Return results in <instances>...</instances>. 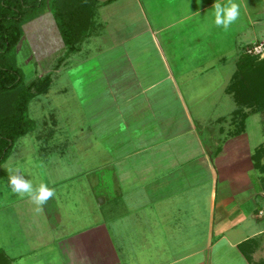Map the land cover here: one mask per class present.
<instances>
[{
  "label": "crops",
  "instance_id": "obj_1",
  "mask_svg": "<svg viewBox=\"0 0 264 264\" xmlns=\"http://www.w3.org/2000/svg\"><path fill=\"white\" fill-rule=\"evenodd\" d=\"M231 2L240 5L243 26L264 25V18L252 17L245 0H79L74 10L93 13L81 48L62 58L59 67L43 68L38 78L50 75L51 88L63 76L68 78L69 89L60 92H75L84 116L68 131L59 128L65 123H54L46 131L45 145H35L42 161L37 159V165L50 173L39 181L50 189L76 182L80 173L61 184L49 180L62 167L56 158H68L78 148L90 159L105 156L98 168L89 169L85 163L87 172L100 173L99 190L108 186L119 196L124 188L143 190L141 196L110 198L123 205L131 198L140 200V206L147 204L143 210L150 209V241L139 237L148 247L150 264H264V157L258 156L262 145L252 148L246 123L244 130L232 131L235 113H225L229 100L220 104L213 94L233 97L229 89L245 49L264 43L256 32L238 55L243 47L237 29L241 21L227 30L214 24V4ZM34 31L45 46L44 59L63 49L51 16L37 20ZM220 105L227 117L212 112ZM33 151L25 147L19 154L24 159ZM7 160L0 166V177L11 165ZM73 164L83 166L75 159ZM56 197L42 205L29 201L28 211L45 230L37 241L23 238L25 248L17 254L12 253L13 242L4 244L13 264L140 262L139 257L128 260V242L117 249L99 215L90 225L69 229L67 221L76 220L82 205ZM8 200L0 202V211L7 209ZM95 203L83 207L87 204L97 212ZM21 215L10 219L2 214V221L13 231L10 223L18 224ZM128 215L139 219L138 211Z\"/></svg>",
  "mask_w": 264,
  "mask_h": 264
},
{
  "label": "rangeland",
  "instance_id": "obj_2",
  "mask_svg": "<svg viewBox=\"0 0 264 264\" xmlns=\"http://www.w3.org/2000/svg\"><path fill=\"white\" fill-rule=\"evenodd\" d=\"M246 5L250 9V13L252 14V17L254 19H262L264 18V3L263 0H245ZM50 10H46L45 13L49 12ZM50 16V15H49ZM239 22L241 21L238 17ZM235 23V22H234ZM34 25L35 22L30 23L28 26H26V38L24 37L17 47V52L13 57L15 60V66L20 71L22 79L24 83L29 84L32 81H37L39 76L42 72H44L43 68L46 71H49L52 68V65H59L62 58H67V56H70L71 54L68 53V50L63 47L60 51L56 50L51 52V54H48L49 56L44 59L41 56L43 53V50L45 49V46L41 45V40L38 39V37L35 38V31H34ZM242 26V27H241ZM253 26V24H252ZM239 28V31H242V36L239 38L242 40V48H238V55L241 54L244 49L245 44L247 45L249 42L253 41L256 32L259 37V40L261 42H264V25L257 24V29L253 27H245L241 23L237 26ZM38 36V34H37ZM257 46H263L264 49V43H252L251 46H248L245 51H248L253 49ZM43 47V48H42ZM81 48V45L78 47ZM67 51V52H66ZM247 51V52H248ZM255 51V50H254ZM77 53V52H75ZM76 55V54H75ZM66 56V57H65ZM250 57L258 56L261 60L264 59V52L260 55H247ZM71 67L69 65L66 70ZM65 70V71H66ZM72 70V69H71ZM71 70H68V72H71ZM237 72V67H236ZM67 80L65 76L63 78H60L58 83H55L54 86H52L50 93L48 96H41L40 98L37 97L34 100L29 107L28 111V120H29V130H31L27 136L19 139L14 148L11 150V152L8 155V164L11 163V165H8L9 167L8 172H4V177H0V202L4 198L8 200L7 209L5 208L3 211H0V253L3 254L5 257H7V254L2 247L4 244L6 245L7 242H13L12 247V253L17 254L19 250H24L25 243L23 238H25L27 241L31 242L33 239L36 241L38 240V235H40L45 229L42 222H39L37 219H35V214L33 212H29L28 210L30 207L29 201H32V199L29 197L25 200V203H18V199L28 197L27 195L21 196L19 194L14 193L10 186H9V177L11 175H19L22 176L25 180H29L33 184V188H38L42 182L46 181L45 175L50 176V173H48V167L42 168L41 166L37 165V159L39 160L41 157H36V150L35 145L39 148H42L45 145V134L46 131L53 127L54 123L58 124H66L59 126L62 130H69L70 125L78 126L79 123H81L84 119L82 109L80 105L77 103L76 100L77 97L74 95L75 92L67 91L68 93H62L60 92L62 89L67 88L69 89L67 85ZM218 96V99L220 104L223 103V101L229 100V105L227 109L225 110V113H230V115L233 116V113L239 110V107L237 106L235 100L233 97L228 96L224 99L225 95L223 93H213ZM81 97V94H78ZM41 100V101H39ZM81 103V98L79 99ZM226 101V102H227ZM42 103V105H38L39 103ZM211 109V107H210ZM209 109V110H210ZM245 113L249 112L247 109H244ZM213 113H221V116L227 115L222 113V107L220 105L219 109H212ZM232 112V113H231ZM234 123L235 127H232V131L234 132L235 129L238 128V124H241L240 122L243 120L241 116H235L234 115ZM239 121V122H238ZM238 123V124H237ZM246 134H248L252 148L256 145H262L261 150H264V114L259 113L255 115H250L246 122ZM234 126V125H233ZM27 147L29 150L34 148V151L32 153H26L23 157H21V154H19V151H21L22 148ZM260 151V148L259 150ZM27 152V151H25ZM258 152L254 151V156H256ZM262 153V152H261ZM264 155V154H263ZM32 156V157H31ZM257 157V156H256ZM77 162V160L82 161L83 166H85V163H88L90 166L89 169L98 168L100 166L101 162L106 161L105 156H98L94 155L91 157L86 156L85 153H82L80 148L77 149V151H73L71 154H68V158L64 157L60 159V157L56 158L58 161L56 165L62 166L61 168H57L58 174H54L51 176L50 181H58L60 183L61 181L67 180V177H70L69 175H77L79 178L74 179L76 182L69 181L66 182L63 186L52 188L55 192V196L59 194L60 198L62 197L65 202H71V200L76 201L77 203H80L82 205L81 211H79L78 216L76 217V220H70L67 221V226L69 229H72V225H75L76 227H83L85 225H90L92 221L95 220V215H99V219L103 220V223L106 224V227L109 229V234L111 237L112 242L117 247V249H120L121 243L124 245L125 241L128 242V250L131 252L129 254L128 260H137V258H141L140 262L138 264H146L147 262L150 264V252H148V247L141 244V241L143 240L142 237L139 236H148L147 238L150 241V228H148L147 222L150 224V220L148 219L150 217V209H145L146 205L143 204L140 206L141 201L137 202L136 200H133L132 198L128 201L129 205V211L127 213L128 206L123 205L122 203H117L115 200L112 201L111 198L119 199L124 198L128 199L129 197H135L138 196L143 190L140 189H134L132 187L121 189V193L123 195L119 196L117 193L114 192L113 189L108 188V186L104 187L103 189L99 190L100 183L98 182V176H100L99 172L92 171V174H89L88 168L85 166V170L83 169V166L81 167L79 164H73L74 162ZM35 160V163L30 164V162ZM72 159V160H71ZM16 160H18V163H16ZM24 160V161H21ZM12 161V162H11ZM21 161V163H20ZM40 159V163H41ZM16 163V164H14ZM21 165H20V164ZM69 164V165H68ZM264 164V163H263ZM38 170L36 171L35 169ZM41 168V169H40ZM59 169L60 172H59ZM83 169V171H82ZM1 170V169H0ZM42 170V171H41ZM50 172H54V170H50ZM2 172L0 171V174ZM89 174V175H88ZM104 174V173H103ZM6 177V178H5ZM97 178V179H96ZM41 180V181H39ZM43 184V183H42ZM53 184V183H51ZM61 184V183H60ZM142 194H140L141 196ZM52 197V198H54ZM111 197V198H110ZM57 199V197H56ZM98 199V201H97ZM101 200H104V202H101ZM92 202H97L95 205L98 204L96 207L97 212L93 211L94 208L89 207L87 204H91ZM87 203L84 207L83 204ZM137 205V206H135ZM133 207V208H132ZM95 209V210H96ZM127 210V211H126ZM135 211H138L139 219L136 220L135 217L131 214V212L134 213ZM27 211V212H25ZM18 212L22 213L23 216L18 219V224H11V227L7 228L5 226L3 215H9L10 219H12L13 215H18ZM9 219V220H10ZM22 226L21 230L20 228L17 230L16 226ZM27 225V226H26ZM27 227V229H26ZM34 229L37 231L34 233ZM30 232V233H29ZM122 236H118L117 234H120ZM34 237V238H30ZM146 234V235H144ZM133 242H136L137 246H133ZM120 244V245H119ZM8 246V245H6ZM122 248V246H121ZM0 256L2 257V255ZM11 257L14 256V254H10ZM18 257V255H15L14 258ZM11 264L12 261L10 262Z\"/></svg>",
  "mask_w": 264,
  "mask_h": 264
},
{
  "label": "trees",
  "instance_id": "obj_3",
  "mask_svg": "<svg viewBox=\"0 0 264 264\" xmlns=\"http://www.w3.org/2000/svg\"><path fill=\"white\" fill-rule=\"evenodd\" d=\"M77 1L0 0V166L16 142L31 133L28 125L30 104L35 98L46 95L52 83L48 75L26 84L15 66L13 55L22 39L27 37L25 27L50 15L64 47L73 54L79 50L93 20V13L74 10L73 5ZM46 10L50 11L45 13ZM229 92L239 107L235 116L243 118L238 130H244L250 115L264 114V59L242 56ZM244 109L249 112L245 113ZM261 152L258 156L263 158L264 150ZM1 255L0 264H11L7 257Z\"/></svg>",
  "mask_w": 264,
  "mask_h": 264
},
{
  "label": "clouds",
  "instance_id": "obj_4",
  "mask_svg": "<svg viewBox=\"0 0 264 264\" xmlns=\"http://www.w3.org/2000/svg\"><path fill=\"white\" fill-rule=\"evenodd\" d=\"M214 24L222 26L227 30L239 17L240 5L231 2L222 6L219 3L214 4ZM9 186L11 190L21 196L27 195L37 205H42L49 198L55 196L54 190L50 189L46 184H41L38 188H33V184L29 180H25L22 176L11 175L9 177Z\"/></svg>",
  "mask_w": 264,
  "mask_h": 264
},
{
  "label": "built area",
  "instance_id": "obj_5",
  "mask_svg": "<svg viewBox=\"0 0 264 264\" xmlns=\"http://www.w3.org/2000/svg\"><path fill=\"white\" fill-rule=\"evenodd\" d=\"M247 51H248V49H247ZM247 51L245 52V54L253 56V55L262 54L264 52V49H263V46H261V47L257 46V47H254L253 49L249 50L248 52ZM254 57H256V56H254Z\"/></svg>",
  "mask_w": 264,
  "mask_h": 264
},
{
  "label": "water",
  "instance_id": "obj_6",
  "mask_svg": "<svg viewBox=\"0 0 264 264\" xmlns=\"http://www.w3.org/2000/svg\"><path fill=\"white\" fill-rule=\"evenodd\" d=\"M101 202H104V200H101Z\"/></svg>",
  "mask_w": 264,
  "mask_h": 264
}]
</instances>
